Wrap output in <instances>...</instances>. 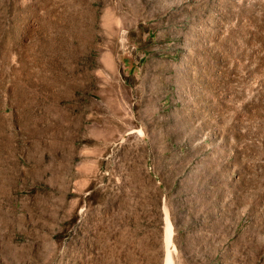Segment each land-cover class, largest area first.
Here are the masks:
<instances>
[{
	"label": "rangeland",
	"instance_id": "374dc122",
	"mask_svg": "<svg viewBox=\"0 0 264 264\" xmlns=\"http://www.w3.org/2000/svg\"><path fill=\"white\" fill-rule=\"evenodd\" d=\"M264 264V0H0V264Z\"/></svg>",
	"mask_w": 264,
	"mask_h": 264
},
{
	"label": "bare ground",
	"instance_id": "6f19581e",
	"mask_svg": "<svg viewBox=\"0 0 264 264\" xmlns=\"http://www.w3.org/2000/svg\"><path fill=\"white\" fill-rule=\"evenodd\" d=\"M173 230H172V223L169 219V217L167 216V223H166V241H167V254L165 257V262L164 264H173V256H172V251L170 248V245L172 243V235H173Z\"/></svg>",
	"mask_w": 264,
	"mask_h": 264
}]
</instances>
